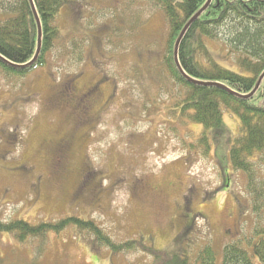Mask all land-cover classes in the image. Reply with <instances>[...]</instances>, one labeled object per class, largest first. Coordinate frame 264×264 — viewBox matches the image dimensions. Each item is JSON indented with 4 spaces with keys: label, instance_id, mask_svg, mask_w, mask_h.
I'll return each mask as SVG.
<instances>
[{
    "label": "rangeland",
    "instance_id": "374dc122",
    "mask_svg": "<svg viewBox=\"0 0 264 264\" xmlns=\"http://www.w3.org/2000/svg\"><path fill=\"white\" fill-rule=\"evenodd\" d=\"M8 18L0 14V21ZM239 25L227 20L207 46L219 65L240 73L231 42L243 31ZM56 26L44 68L25 77L0 70V221L35 225L75 216L116 243L138 246L112 254L87 244L74 227L24 243L2 234V263L195 264L209 246L222 264L227 245L250 250L263 214H253L246 176L230 166L239 120L223 110L225 133L208 132L206 156L184 148L203 128L169 116L184 91L162 65L168 29L159 7L150 0H72ZM70 83L79 93L95 87L99 94L86 125L78 124L80 110L64 103ZM61 140L69 155L59 174L54 150ZM256 168L260 188L264 162Z\"/></svg>",
    "mask_w": 264,
    "mask_h": 264
},
{
    "label": "trees",
    "instance_id": "16d2710c",
    "mask_svg": "<svg viewBox=\"0 0 264 264\" xmlns=\"http://www.w3.org/2000/svg\"><path fill=\"white\" fill-rule=\"evenodd\" d=\"M70 1L33 0L41 25V46L37 59L29 65L36 53L38 38L29 1L0 0V11L6 10L0 14L9 16L6 21H0L1 72L25 77L46 66L59 37L56 19ZM150 1L162 11L168 29L163 68L184 91L183 97L173 104L175 110L169 116L180 126L198 125L203 128L191 143L184 144V148L206 156L211 150L208 132L213 131L215 135L225 133L223 110L236 115L239 120L238 135L229 146V162L234 171L245 174L251 210L256 217L263 214V221L258 222L253 230L255 240L249 243L250 250H246L241 243L229 244L224 248L222 264H256L255 260L264 264V211H261L264 185L257 188L256 184V165L264 162V76L254 95L244 98L264 73V0H211L208 8L186 30L178 45V63L187 77L175 65L174 45L184 26L207 0ZM6 6L10 7L9 12ZM229 19L238 21L243 30L231 40L240 52L233 58L240 73L219 65L207 46L208 41L215 40V30ZM71 44L77 50L74 54H78L81 60L80 42L73 40ZM230 51L227 50V55H230ZM64 103L67 100L64 99ZM69 227H74L82 237H88L87 244L112 254L130 253L138 246L135 240L116 243L92 220L75 216L35 225L17 219L0 221V236L9 234L16 241L24 243L30 239L44 240L47 234L58 235ZM174 262L178 264L175 258ZM0 264H3L1 260ZM195 264H215L212 248H202Z\"/></svg>",
    "mask_w": 264,
    "mask_h": 264
},
{
    "label": "flooded vegetation",
    "instance_id": "af4514ba",
    "mask_svg": "<svg viewBox=\"0 0 264 264\" xmlns=\"http://www.w3.org/2000/svg\"><path fill=\"white\" fill-rule=\"evenodd\" d=\"M67 105L80 110L78 124L86 125L89 120V115L93 112L94 105L98 100L99 94L95 87L87 89L85 92L79 93L72 83L67 87ZM54 153V169L60 174L67 171V159L69 155V143L66 140H61L55 147Z\"/></svg>",
    "mask_w": 264,
    "mask_h": 264
},
{
    "label": "water",
    "instance_id": "95a60500",
    "mask_svg": "<svg viewBox=\"0 0 264 264\" xmlns=\"http://www.w3.org/2000/svg\"><path fill=\"white\" fill-rule=\"evenodd\" d=\"M29 1V4H30V7L32 9V13L34 15V18H35V21H36V25H37V30H38V38H37V50H36V53L33 57V59L31 60V62L29 63V65L33 64L35 62V60L37 59L38 57V54H39V50H40V46H41V25H40V21H39V18H38V15L36 13V10H35V7H34V3H33V0H28ZM211 0H207V2L205 3V5L188 21V23L184 26V28L182 29L178 39L176 40V43L174 45V50H173V58H174V62H175V65L177 67V69L180 71V73L182 75H184L185 77H187L184 72L182 71L179 63H178V59H177V50H178V45L180 43V40L181 38L183 37L184 33L186 32V30L189 28V26L191 24H193L198 18L199 16L208 8L209 4H210ZM264 76V73H262V75L260 76L259 80L257 81L254 89L247 95L245 96L244 98H249V97H252L254 95V93L257 91V89L259 88V85L261 83V80Z\"/></svg>",
    "mask_w": 264,
    "mask_h": 264
}]
</instances>
